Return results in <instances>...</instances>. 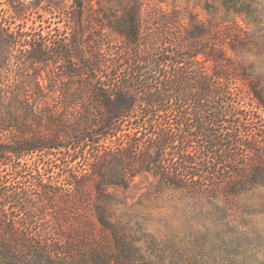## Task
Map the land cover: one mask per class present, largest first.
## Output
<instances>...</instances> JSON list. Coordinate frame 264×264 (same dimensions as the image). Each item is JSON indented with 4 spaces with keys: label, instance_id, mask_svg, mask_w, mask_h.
<instances>
[{
    "label": "trees",
    "instance_id": "obj_1",
    "mask_svg": "<svg viewBox=\"0 0 264 264\" xmlns=\"http://www.w3.org/2000/svg\"><path fill=\"white\" fill-rule=\"evenodd\" d=\"M70 1L72 35L53 46L28 30H35L32 14L60 5L0 0V264H165L166 243L139 220L117 215L141 176L154 181L138 206L176 198L201 206L189 215L215 218L261 191L264 209V128L248 129L242 106L228 101L240 81L264 110L258 61L243 57L264 52L262 0H211L206 19L172 11L157 24L155 14L142 17L145 0H133L120 16ZM93 21L101 23L97 31ZM71 60L66 70L81 93L62 108L73 113L51 115L46 132L31 130L29 119L39 116L28 89L34 84L42 115L59 98L47 95L33 67L60 70ZM64 139L79 143L67 146L79 154L67 163L85 160L77 173L57 184L24 174L27 157L49 156Z\"/></svg>",
    "mask_w": 264,
    "mask_h": 264
},
{
    "label": "rangeland",
    "instance_id": "obj_2",
    "mask_svg": "<svg viewBox=\"0 0 264 264\" xmlns=\"http://www.w3.org/2000/svg\"><path fill=\"white\" fill-rule=\"evenodd\" d=\"M52 1L54 4L60 5V8L47 6L48 12L40 11L32 14L31 19L36 22L35 30L28 31L34 37L46 35L50 44L57 46L63 41L68 43L72 35L70 25H73V20L70 17L74 14V6L70 0ZM88 1H91L96 10L99 8L101 14L117 16H120L123 10L133 2V0ZM209 3L211 0H145L142 2L141 14L143 18L147 14H155L157 20L154 18L152 21L156 24L160 14L172 11L183 12L187 17L193 13L201 19H206L210 13L207 11ZM261 3H264V0ZM90 14L93 16L88 10L86 16H90ZM91 18L93 20V17ZM32 20L29 22L30 26L33 25ZM100 24L98 21H93L89 28L91 31H97ZM181 25H183L182 21H180V25L176 24L175 26L180 28ZM261 28H264V23ZM249 29L255 30L256 27L250 26L249 28L248 26ZM244 56L249 61H258L256 62V75L264 78V52L260 56L245 52ZM76 62L75 60H71L69 63L67 61L60 70L55 69L52 63L49 64L50 66L33 67L37 68V72L41 73L42 78L45 79L44 82L41 79V83L48 86L45 91L47 95H56L59 98L49 100L52 107L46 109L43 106L44 114L42 115L39 109L42 105L41 100L34 101V96L36 97L34 84L28 89L30 90L27 93L30 96L29 107L36 111L39 116L38 119H29L28 125L31 130L41 129L45 131L51 115L55 119H59L73 113L70 107L64 109L62 107L76 101L81 93L80 81L71 78L68 75V70H66L68 66L75 65ZM32 70L33 74L36 70ZM49 73L53 75L52 80L47 77ZM28 80L32 81L31 78ZM232 87L234 92L228 97V101L235 102L234 105L242 106L240 114L243 115L244 121H249L250 127L248 129L264 128V110L252 102L244 83L236 81ZM59 144L63 145V148L51 150L49 156H39L38 154L27 157L28 167L24 174L33 180L35 178L41 179V174H43L42 177L46 181L49 179L52 184H57L63 183L69 173H77L80 166L83 167L85 160L82 158L79 164L73 163L76 167L72 163H67L70 161L72 153L79 155L77 152L74 153V150L68 151L67 146H78V141L64 139ZM0 170L3 171L4 168ZM9 173V177H12L13 172L10 171ZM136 181L137 184L125 193L128 206L119 205L117 215L123 216L124 220H139L146 233H149L157 242L166 243L168 250L164 254L165 264H264V209L260 204L261 191L240 197L236 204L229 208L227 215L222 212L215 218L209 217L211 215L208 214L203 215V217H194L189 215L190 209L193 208L192 210L199 213L201 206H191L193 203L188 200L168 198L160 202H149L144 199L141 206L136 205L150 188L154 178L148 179L141 176ZM208 211L204 209L203 213ZM232 216L234 218H231ZM144 245L147 244L144 243Z\"/></svg>",
    "mask_w": 264,
    "mask_h": 264
}]
</instances>
